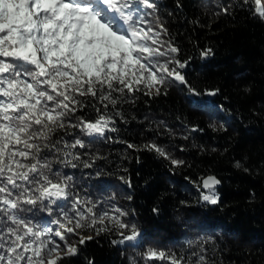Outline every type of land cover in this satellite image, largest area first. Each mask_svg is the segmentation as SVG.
<instances>
[{
	"label": "trees",
	"instance_id": "1",
	"mask_svg": "<svg viewBox=\"0 0 264 264\" xmlns=\"http://www.w3.org/2000/svg\"><path fill=\"white\" fill-rule=\"evenodd\" d=\"M133 3L154 31H160L157 23L167 29L161 39L187 61L180 71L188 86L168 78L159 95L125 90L106 110L91 97L80 98L88 106L76 116L95 120L98 107L115 131L92 138L72 128V135L57 132L69 143L79 137L85 147L71 149L80 155L76 167L54 162L53 169L71 175L72 192L95 202L97 212H125L121 219L142 235L121 244L113 243L121 239L116 228L98 236L85 231L93 239L61 264H167L145 261L140 253L148 247L183 256V264L199 256L207 264H264V20L243 0H150L153 8ZM205 49L211 54L202 57ZM148 143L184 163L173 166L146 150ZM209 175L220 181L216 205L202 200V179ZM58 214L37 207L25 215L55 229L50 222Z\"/></svg>",
	"mask_w": 264,
	"mask_h": 264
},
{
	"label": "snow or ice",
	"instance_id": "2",
	"mask_svg": "<svg viewBox=\"0 0 264 264\" xmlns=\"http://www.w3.org/2000/svg\"><path fill=\"white\" fill-rule=\"evenodd\" d=\"M139 2L154 7L150 0ZM250 2L264 20L262 0H243ZM157 26L160 31L148 26L133 0H0V264H61L93 239L83 234L88 230L98 236L116 228L121 239L113 243L138 242L142 234L121 219L125 212H97L95 202L72 192L73 177L54 170L53 163L76 167L73 161L80 155L71 149L85 147L79 137L69 143L57 132L72 135V128L92 138L115 131L112 118L96 104L95 120L76 116L88 106L80 98L91 97L106 110L108 104L115 108L125 90L159 95L168 78L188 86L180 71L187 61L177 58L179 48L163 41L161 34L168 31ZM210 54V49L201 52L202 57ZM144 148L175 167L184 163L155 143ZM219 183L211 175L202 179L204 202H219L214 191ZM37 207L49 216L58 210L50 222L55 229L25 215ZM140 255L145 261H184L154 247ZM194 264L207 262L199 256Z\"/></svg>",
	"mask_w": 264,
	"mask_h": 264
},
{
	"label": "rangeland",
	"instance_id": "3",
	"mask_svg": "<svg viewBox=\"0 0 264 264\" xmlns=\"http://www.w3.org/2000/svg\"><path fill=\"white\" fill-rule=\"evenodd\" d=\"M262 4H264V0H262ZM203 200V199H202Z\"/></svg>",
	"mask_w": 264,
	"mask_h": 264
},
{
	"label": "water",
	"instance_id": "4",
	"mask_svg": "<svg viewBox=\"0 0 264 264\" xmlns=\"http://www.w3.org/2000/svg\"><path fill=\"white\" fill-rule=\"evenodd\" d=\"M218 187V185L215 186V188Z\"/></svg>",
	"mask_w": 264,
	"mask_h": 264
}]
</instances>
